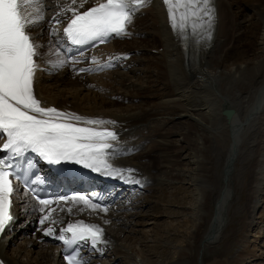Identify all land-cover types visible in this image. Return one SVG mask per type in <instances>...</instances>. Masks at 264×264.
<instances>
[{
	"label": "bare ground",
	"instance_id": "6f19581e",
	"mask_svg": "<svg viewBox=\"0 0 264 264\" xmlns=\"http://www.w3.org/2000/svg\"><path fill=\"white\" fill-rule=\"evenodd\" d=\"M95 2L97 0H87L84 8L95 4ZM79 3L80 0H77V4L72 6L79 8ZM67 4L69 2L66 0L61 2L56 11L54 10L55 13L53 11V15L47 16L48 10L56 6L52 0H42L45 21L38 25V30L35 32L36 39L42 45V53L55 57V59L58 56L64 59L62 52L66 50V43L53 18L61 12V6ZM214 5L216 19L211 29V40L203 45L193 44L190 51H183L179 45V39L174 37L162 0H151V3L142 7L134 16L133 23L129 26L131 34L114 37L111 42L114 44V52H107V59L116 64V69L106 73L112 76L116 75L112 78L113 80L94 81L84 74L79 75L76 71L85 62L64 59L67 62L64 67L51 71L54 74L50 76L42 77L39 74L37 84H35L36 93L42 106H54L59 110L63 109L86 118L114 121V125L102 126L115 130L119 137L118 141L112 142L119 149V154L109 162L122 169H134L135 171L132 173L134 177L141 176L142 180L146 178L148 182L144 191L150 190L151 193H155V197L158 196L156 195L158 191L164 189L166 182H178L181 178L182 174L178 168L180 166H177L181 153L180 149L174 148L173 144H177L172 140V137L177 134L183 136L184 142L189 145L188 152L191 155L190 160H192L193 169L190 173L191 181L189 183L192 186L194 215L196 219L198 216H203L204 220L206 215L202 211L203 207L207 213L212 214L209 224L205 225L202 220L197 223L198 227L195 232H192V237L189 239L190 246L183 248L184 258L193 254V238L200 237V248H206V245L209 246L208 238L221 233L219 231V210L222 211L227 197L228 200L232 198V193L230 194L231 182L229 185V182L223 180L224 168L233 156H235V163L242 160L243 157H240V154L244 153V157L248 155L245 149L241 151L246 144L249 146L248 150L251 149V159L254 158L253 161H255L254 171L249 182V195L252 199L250 207L252 215L250 216L252 218H254L253 213L264 196V0H214ZM248 15L250 17L246 19ZM70 16V12L66 13L59 16V20L63 21ZM52 28H55L56 32L49 35ZM138 38L146 41L145 44L151 48L152 52L162 49L159 57L153 56L156 57L153 64L156 67L157 75L164 81L161 83L164 91L160 94L154 93L157 87L138 86L133 82L128 83L129 79H124L127 73L124 69L128 71V68H131L130 71L136 72L139 71L138 66H143L146 63L147 47L143 48L142 46L140 50L136 48L128 50L130 43ZM243 38H245V42L242 45L247 47V53H244V58L241 57L243 60L240 59V62L228 66L224 61L227 52L233 45L239 46ZM232 43L234 44L232 45ZM195 47L202 51L196 53ZM104 48L105 46L100 50ZM129 54H131L129 57L131 60H128ZM95 56L94 53L91 54L90 59L92 60ZM43 65L48 67L47 64ZM149 71L152 76L154 73ZM108 81L111 82L108 83ZM115 87H119L116 89L124 90L129 96H132L129 98L131 100L141 99L139 100L140 104L127 110L125 108L106 110V107L116 106L117 101L112 98L119 96L125 101L128 98L124 93L113 94ZM83 88L97 90L103 96L96 93V97L93 99L92 97L90 99L80 98L79 94ZM107 92L110 93L107 94ZM226 109L234 110L232 116L226 115ZM176 116L179 117L178 121L170 119ZM172 123H177L179 126L177 128L174 127L175 124L173 127L169 126ZM143 124L150 125L136 130ZM167 126L169 127L167 128ZM254 135L258 137L257 143L255 141V143L243 142L244 137H248L247 141L250 139L252 141ZM208 158L211 160L207 161ZM117 197L118 195L112 201ZM223 199L224 201H222ZM119 203L121 207H118V211L128 212L119 214L115 212L116 208H114L113 213L99 209L89 213V208L84 204L59 201V208H44V211H41L43 212L41 216L49 215V212L51 216L45 226L34 231V237H24L21 231L17 233V236L2 241L0 254L7 264H18L14 256L10 257L7 241L14 242L22 234L20 238L25 239L20 246L24 251L38 247L45 249L48 246L38 241V238L40 240L42 237L50 236L45 235L44 230L52 228L54 234H58L63 230L62 224L82 220L100 226L104 230V240L106 241V243L98 245L100 251L93 250L88 254V264L100 263L101 258L94 261L92 259L104 256L105 253H108L106 252L108 248L114 251L115 256L123 253L128 255L129 250L126 252L125 248L127 247L119 244L117 234L108 233L105 226L112 225V219L122 220L124 216L133 213L139 206L133 207V202L128 199ZM230 204L231 202H228V206ZM93 213L98 217H91ZM134 215L136 214L134 213ZM196 219L194 218V220ZM209 219L207 218L206 222ZM251 220L253 221V219ZM59 221L61 226L58 227L56 223ZM127 222L128 220L122 221L121 225L125 228ZM117 225L120 224L117 223ZM162 238L163 236H159V240ZM44 251L38 253L35 261H31L30 252L32 251L29 250L24 255L23 264H44L50 257L55 258V264H63L54 249L47 248ZM135 252H138V256L144 259L142 251ZM143 264H156V261L148 259ZM168 264L193 263L188 259L183 262L173 259Z\"/></svg>",
	"mask_w": 264,
	"mask_h": 264
},
{
	"label": "snow or ice",
	"instance_id": "6c2138e0",
	"mask_svg": "<svg viewBox=\"0 0 264 264\" xmlns=\"http://www.w3.org/2000/svg\"><path fill=\"white\" fill-rule=\"evenodd\" d=\"M85 3L87 0H80L77 8L72 6L77 0H71L61 6V12L53 18L60 23L59 16L71 13L63 33L77 45L94 41L104 43L112 36L130 35L129 26L134 16L151 0H97L94 6L80 11ZM162 4L171 30L178 39L185 43L211 40L216 19L214 0H162ZM29 7L31 11H28ZM43 13L42 0H0V138L6 140L0 148L3 153L0 155V234L12 219L9 210L15 191L10 179L15 175L13 160L28 152L52 164L74 162L106 176L139 183L132 175L134 169H122L109 162L119 154V149L112 143L119 137L111 128L102 126L114 125V121L86 118L56 107H45L36 97V72L58 70L67 63L59 56L55 61L43 60L42 45L31 31L44 23ZM55 32L56 29L52 28L49 35ZM92 60L96 63L95 57ZM42 63L48 67H42ZM79 71L92 69L81 68ZM36 198L43 206L53 203L39 196ZM58 200L107 211L106 207L93 203L84 195L61 196ZM40 210L44 211V208ZM50 216L49 212L40 218V224H45ZM44 234L53 235L54 229L47 228ZM57 238L72 247V252L64 257L67 264H88L80 254V246L100 251L98 245L106 243L100 226L82 220L69 223Z\"/></svg>",
	"mask_w": 264,
	"mask_h": 264
},
{
	"label": "rangeland",
	"instance_id": "374dc122",
	"mask_svg": "<svg viewBox=\"0 0 264 264\" xmlns=\"http://www.w3.org/2000/svg\"><path fill=\"white\" fill-rule=\"evenodd\" d=\"M249 17L250 16L248 15L246 19H248ZM145 42L146 41H144L141 38L134 39L130 43L128 50H132L135 48L140 50L142 46L143 48L145 47L149 48L148 45L145 44ZM244 42H245V38H243V40L240 41L239 43L240 45L239 46L237 45L238 47L236 45L234 46L233 45L234 43H232L233 46L231 47V50L227 52L224 60L226 61V64L228 66H231L232 64L243 60L244 53H247V47L245 48L242 45V43ZM152 49L154 50V48ZM151 53L153 52L150 51V55H148L149 52L146 51L145 54L146 55L145 57H147L146 63L143 64L144 67L142 65L138 66L139 71L132 72L130 71L131 68H128L129 69L128 71L124 69V71L127 72L124 79H129L127 81L128 83L133 82L136 85L139 84L138 86L152 85L150 87H154V88L157 87L156 88L157 90L154 91V93L160 94L164 91V87L161 84L164 81L161 79V77H159V75H157L156 67L153 64L156 61L155 59L156 57L153 56L159 57L160 52L158 55L156 53L153 54ZM125 63L127 64V61ZM149 70H151L152 73H154L152 76H150L151 72ZM89 76H93V75H89ZM114 76L110 74L99 75V76L96 75L95 77L93 76L91 78L94 81L95 80L100 81V79L106 81L107 79L113 80L112 78ZM110 82L111 81H108V83ZM116 88L119 87L114 88L113 94L124 93L125 97L128 98L126 99V101L125 99L124 100L120 99L119 96L112 98V100L115 99L114 101H117V104L116 106L113 107H108V108L106 107V110L108 111H111L110 109L119 110L121 108H125V110H127L133 106H138L140 104L139 100L141 99L136 98L133 100H136L137 102L133 101L129 99L132 96H129L124 90L116 89ZM103 89H107V88H103ZM96 93L101 97L103 96L100 92H97V90L83 88L80 91L79 97L89 98V99L92 97L93 99L96 97ZM109 93L110 92H107V94ZM87 101L88 100L86 99V102ZM118 103L120 104L118 105ZM170 119L172 120L174 119L178 121L179 117L176 116ZM173 124L175 123H172L169 126L173 127ZM149 125L143 124L139 126L136 130ZM169 126H167V128ZM178 126L179 124L176 123L174 127L177 128ZM137 137L140 138V136ZM253 138L254 139H252V141L251 139L247 141L248 137H244L243 142L246 143L250 141L252 143L255 142L257 143V141H259L257 135H254ZM172 140H174V142L177 144V145L173 144L175 146L174 148L180 149V153H181L180 160L177 164V166H180L178 168L180 169L179 172L182 174L181 178H179L178 182H170V183L166 182V184L164 185V189L158 191L156 193V195L158 196L156 197H155V193L150 192L148 194L149 197L147 198L148 201L146 199V202L148 204H151V201L149 199L152 197V200L154 202L153 205H155L154 206L155 210H151L150 209L151 207L145 204L139 207L141 208L139 211L135 209L133 213L129 214L128 219L125 218L124 221L128 220L125 228L123 227V225H121L122 224L121 220L118 221L117 219L113 220L114 225L112 224L109 227L107 226V232L111 234L112 233L117 234L119 239V244L125 245L127 248L125 247L124 248L127 249L126 252L129 250L127 252L129 254L125 255L123 253L116 256L113 254L114 256L105 255V257L103 258L98 257V259L102 258L100 263L98 264H137V263L143 264V262L146 263L148 259L155 260L156 264H168L171 262V260L173 261V259L181 260L182 262L188 259L191 260L193 264H198V263L199 264H264V199H263V204L260 207L258 206L259 208L256 209V211L253 213L254 218H252V216H250L252 215V213L250 212L252 199L250 198L249 195L250 192L249 182L251 180L254 171L255 161H253L254 158L253 160L251 159L250 153L252 152H250L251 149L248 150L249 147L247 146L248 144L243 146L242 149L240 148L241 151L245 149V152L248 155H245L246 157L245 158L244 153L240 154L239 151L238 155L240 154V157L243 158L242 160L236 161L234 163V166L235 165L236 166L228 181L229 185L231 182L230 190H231L232 182L234 186L232 198L229 200L231 204L228 209V212H226L228 213L226 217V222L228 224L225 222V227L224 229L221 230L222 233L220 235L211 238L212 240L209 238L208 240L209 246L206 245L205 246L206 248L204 247L200 248L199 246L201 243L200 237L193 238L194 240V243H192L194 248V251L192 252L193 254L184 258L185 256H184L183 248L190 246L191 242L189 241V239H191L192 237V232L196 231L198 227L197 223H199L202 220V222H204L205 225L206 223L209 224L212 214L207 213L203 207L202 211L206 215L205 219L203 220V216H198V218L196 219V216L194 215L192 209L193 208L192 186L189 183L191 181L190 173L191 170L193 169L191 163L192 160H190L191 155H189L188 152L189 145L186 144V142H184L183 136H181L180 134L174 135L172 137ZM220 159L222 160L221 156ZM210 160L211 158L207 159V161ZM138 201H140L138 203L143 202L142 200H138ZM133 207H136V205ZM115 208L116 211L115 210L114 211L119 214H122L123 212H128L123 210L118 211V207ZM147 208L151 211L150 217L144 215V212L146 211L145 209ZM134 213L136 215H134ZM140 214H142V216H145L146 220L140 218L139 217ZM207 215L210 217H208ZM194 218L196 220H194ZM207 218L208 219L210 218L208 222H206ZM251 219H253V221ZM131 221L133 224L129 226V224H131ZM116 222L120 223V225H117ZM251 222L253 223L251 224ZM205 229L206 228L204 227V231ZM159 236L160 237L163 236V238L160 239L161 241L159 240ZM23 241L24 239L21 240V242ZM16 247L17 246H15L14 248ZM29 250L33 251L32 248L28 249L27 251H24L20 246V248L16 250L17 254L16 255L10 254V257L11 255L14 256V259H16L18 264H23V260L20 259L21 257L18 258L19 255L18 252L19 253L22 252L26 254ZM39 250L40 249H34L35 252H38ZM138 250L143 252L144 259L138 256V252L137 253L135 252ZM106 252H110V248H108ZM25 254H21V255H25ZM33 256H37V254L33 253ZM95 258H93L92 260L94 261ZM49 263L54 264V260H51L50 262L48 261L47 263L45 262L44 264H49Z\"/></svg>",
	"mask_w": 264,
	"mask_h": 264
},
{
	"label": "water",
	"instance_id": "95a60500",
	"mask_svg": "<svg viewBox=\"0 0 264 264\" xmlns=\"http://www.w3.org/2000/svg\"><path fill=\"white\" fill-rule=\"evenodd\" d=\"M225 113L227 116H232V114L234 113V110H225Z\"/></svg>",
	"mask_w": 264,
	"mask_h": 264
}]
</instances>
